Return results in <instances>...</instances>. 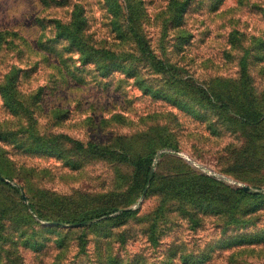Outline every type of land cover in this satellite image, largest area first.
I'll return each instance as SVG.
<instances>
[{"label":"rangeland","instance_id":"1","mask_svg":"<svg viewBox=\"0 0 264 264\" xmlns=\"http://www.w3.org/2000/svg\"><path fill=\"white\" fill-rule=\"evenodd\" d=\"M144 2L154 18L168 0ZM77 4L95 37L112 41L101 0H0V264H112L113 257L118 264H183L187 255L188 264H264V0H193L163 50L154 19L146 27L157 54L201 85L214 81L240 93L250 78L257 98H235L229 108L184 90L178 98L156 97L146 88L166 81L144 65L133 77L79 60L61 64L49 51L63 49L69 60L67 41L54 38ZM179 34L190 39L176 47ZM14 73L20 98H3ZM16 100L21 104L13 106ZM8 132L36 147L42 137L67 138L68 159L20 151ZM105 147L113 152L105 155ZM152 169L155 185L146 181ZM189 171L212 179L213 188L219 183L223 195L234 197L231 190L243 185L262 195L241 197L237 207L247 214L239 223L222 217L230 200L221 212L217 203L207 205L192 219L196 209L179 177ZM111 207L137 212L99 222L105 215L97 214Z\"/></svg>","mask_w":264,"mask_h":264},{"label":"trees","instance_id":"2","mask_svg":"<svg viewBox=\"0 0 264 264\" xmlns=\"http://www.w3.org/2000/svg\"><path fill=\"white\" fill-rule=\"evenodd\" d=\"M101 1L108 13V25L111 30V34L113 35V38L111 37L112 41L107 38L101 40L97 39L94 32L91 31V25L84 7L78 4L75 5L76 10L73 12L70 20L66 24L59 22L57 25L58 33L54 38L55 41H67L68 45L67 50L65 51L71 55L69 56V60L63 57V54H65L63 49L58 51L54 48V50L51 49L49 51L50 53L55 54L64 66L69 67V61L73 62L79 60L82 66L94 65V67H97L100 71L106 74H109L112 71H123L129 76L136 77V71L139 69V65H144L143 67H148L154 74L161 75L163 80L166 81V85L164 87L155 88L153 86H148V88H146V91L149 90L150 93L154 94L158 98H178L184 90V94L189 93V95H191L194 93L195 96L199 98H208L212 105H220L226 108H229L232 104L237 102L235 98H257L256 87L252 84V80L250 81V78H243L240 86L243 88L240 93H236L235 88L232 89V86L225 88V90L218 89L216 87L217 83H214V81L201 85L195 82L192 78L185 77L181 71L182 68L177 64V62H173L164 58L163 55L157 54L156 47L153 44V39L148 35L146 27L151 24V20L154 19V23L158 28H160L161 34L160 46L158 48L163 50L165 37H168L169 32L172 29H179L181 27L193 0H168L165 8L160 13L156 14L154 18L148 12L144 0ZM175 38L177 41L176 47H179L180 45H184V42H187L188 39H190V36L179 34ZM75 54L77 55V58L74 59ZM78 68L79 67L76 69ZM13 70L15 69H12V71ZM16 74L18 75V71ZM17 77L18 76H15V73L13 77H10L6 83L7 86L5 88V93L4 95L2 94L3 98H20L17 91ZM144 83L147 82L140 80L142 87H144ZM167 85L168 88H166ZM17 104L20 105L21 102L18 100L13 102V106ZM244 121L248 122V117H246ZM7 137L8 140H15L20 151L26 153L43 152L47 155L68 159L67 153L70 151L64 146V143L69 141L67 138L62 140L60 136L54 138L42 137L40 140L43 142V145L36 147L33 141H25L21 138H17L15 133L8 132ZM37 138L39 137L36 136V139ZM77 144L80 150L85 151V147L81 143L77 142ZM97 147V145H94L93 147V151L96 153L101 151L98 150ZM71 150L78 152L76 147H72ZM102 150L105 155L113 152V150L106 147ZM137 167L139 169L142 168L141 165ZM148 172H150L149 169ZM179 177L186 180L185 186L181 188L182 192L185 197H189V199H187L190 202V205L196 209L193 214L189 216L192 219L199 217L200 209H204L207 205L217 203V206H220L218 211L221 212V208L223 207H221L220 203L223 204V200L228 202L230 200L231 211L229 213H224L222 217H226L225 222L229 224L239 223L241 220L240 217L243 218L247 214L246 207L242 209L241 206L237 207L241 197L244 196L245 198H249L254 201L262 195L259 192L247 191L244 190L243 187H238L231 190L234 197H230L228 194L223 195L220 191L219 183L214 182L217 187L213 188L211 186L212 181L210 182L212 179L207 176L197 175L189 171L179 174ZM155 178L156 176H154V179L151 180L150 176H147L146 181L151 180V184L155 185ZM7 179L10 180L9 178ZM179 185L182 187L183 183L179 182ZM175 186L176 185L174 184L170 186L169 189L173 190ZM145 188L146 183L143 185L142 189L145 190ZM15 190L19 191L21 189L15 187ZM164 191L169 192L166 188H164ZM194 199L203 200L198 202ZM255 209L256 208L251 209L249 212L253 213ZM113 212H117V214L109 217V215ZM136 212V209L129 207H111L104 213L99 212L97 216L100 217L105 215L104 219L99 220V222H103L111 218L126 220L129 217H132ZM36 213L39 218H50L47 213L40 212L39 210H36ZM56 222L60 223L62 221ZM235 237L236 236H233L231 238L235 239ZM29 241L30 240L27 241V244L30 243L32 247H35L36 249L43 248V244L40 243L39 240ZM58 247L61 251L66 248L64 240H58ZM189 258H191V260L193 259V257H190L189 255L184 256L183 259L185 261L183 264H188L187 262H189ZM111 263L118 264L117 259L113 257L111 259ZM54 264L62 263L55 262Z\"/></svg>","mask_w":264,"mask_h":264},{"label":"water","instance_id":"3","mask_svg":"<svg viewBox=\"0 0 264 264\" xmlns=\"http://www.w3.org/2000/svg\"><path fill=\"white\" fill-rule=\"evenodd\" d=\"M152 172H153V169H152V171H151L150 178H151V176H152ZM2 179L5 180V178H3V177H2ZM242 187H243L244 190L252 191V192L254 191V188H253V187H250V186H247V185H243ZM145 193H146V190L144 191V193H143V195H142L143 197L145 196ZM23 198L26 199V196H25L24 193H23ZM87 223H89V221H84V222H82V223H79V222H77V223H73V224H71V226L77 227V226H80L81 224H87Z\"/></svg>","mask_w":264,"mask_h":264}]
</instances>
